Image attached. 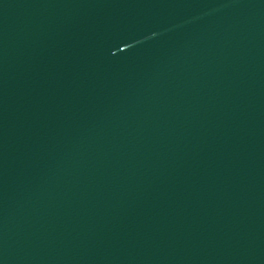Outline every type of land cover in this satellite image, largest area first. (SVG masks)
Masks as SVG:
<instances>
[{
	"label": "water",
	"instance_id": "1",
	"mask_svg": "<svg viewBox=\"0 0 264 264\" xmlns=\"http://www.w3.org/2000/svg\"><path fill=\"white\" fill-rule=\"evenodd\" d=\"M0 264H264V0H0Z\"/></svg>",
	"mask_w": 264,
	"mask_h": 264
}]
</instances>
